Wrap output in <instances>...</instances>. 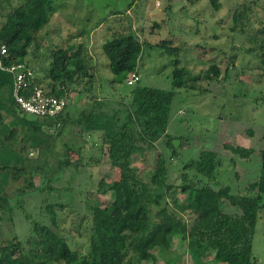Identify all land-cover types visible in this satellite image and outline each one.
<instances>
[{"label": "rangeland", "instance_id": "1", "mask_svg": "<svg viewBox=\"0 0 264 264\" xmlns=\"http://www.w3.org/2000/svg\"><path fill=\"white\" fill-rule=\"evenodd\" d=\"M22 1L0 0V26ZM156 1L160 3L158 6ZM52 2L56 12L38 32L23 60L33 70L42 87L49 91L52 88L53 54L57 50L68 45H81L90 58L89 54L94 56V48L100 46V39L108 40L120 24L127 26L132 22L131 12L138 13L137 25L142 31L137 34L144 42L136 68L140 75L137 84L174 91L167 131L169 135L179 138L176 147L179 156L171 158L170 151L160 141L157 150L134 155L131 167L143 180L149 181L159 165L158 154L162 153L169 169L168 181L178 185L179 167L196 159L201 151H213L221 160V185L229 187L235 194H247L248 184L256 181L259 175L258 154L263 145L264 2L252 4L250 0H216L217 7H213L211 0ZM244 4L246 11L232 30L234 14L241 12ZM128 9L131 11L128 12ZM213 62L219 66L221 75L216 82L208 85L202 74ZM176 68L184 69L188 79L195 75L196 79L188 84L206 87L207 92L174 88ZM226 68L229 71L225 78ZM1 77L0 113L4 115H0V137L12 129L17 137L10 138L7 145H0V154H7L13 149L33 164L30 171L20 173L12 184V173L18 170L12 166L6 171L0 170V206L3 200L8 202L6 208L0 209V245L15 238V241L25 243L36 222L45 227H54L44 210V207L53 205L57 225L55 229L61 232L72 251L84 255L89 247L87 224L91 209L95 204L105 207L111 203L110 194L102 193L99 183L102 181L109 184L119 174L117 169L110 167L107 158L99 154V148L105 150L106 143L102 145L100 142V132H78L84 142L77 152L72 149L67 151V159L77 163V168L59 164L60 169L53 173L55 165L50 152L42 156L38 149H20V146L25 147L23 135L30 134L34 125H31L32 129L21 122L16 125L14 117L7 114L8 109L13 112L10 82L7 74ZM93 79H81V85L77 88L81 92L84 89L81 97L75 96L73 86L69 87L73 90L67 92L70 100L72 96L76 97L70 108L72 112L79 113L80 108L77 107H82L85 99L93 96L92 91L95 89H91V86L94 88L97 84L103 86L101 91L109 90L107 96L104 94L105 99H130L133 85L128 86L126 82L112 84L105 79L97 80L96 77ZM54 84L57 87L59 81ZM16 116L18 120L24 119L38 125L48 120L29 114L22 115L18 110ZM61 127L41 125L42 132L49 137L46 141L54 140L58 154L62 151L57 136ZM235 146L250 149L252 153L247 158H240L229 150V147ZM3 179L10 186L5 191L1 190L2 183H5ZM184 198L185 195L178 193L171 203H182ZM227 211L232 212L231 209ZM187 218L191 223V217ZM45 234L46 231L42 233L43 236ZM172 250L175 255L182 256L183 264H195L187 255L185 242H172ZM42 253L41 246L36 244L30 250V258L26 256L25 260L30 262L31 259L40 258ZM253 255L256 258L253 264H264V209L259 212L255 226ZM212 256L210 252L202 257V261L209 262ZM159 264L164 263L159 260Z\"/></svg>", "mask_w": 264, "mask_h": 264}, {"label": "trees", "instance_id": "2", "mask_svg": "<svg viewBox=\"0 0 264 264\" xmlns=\"http://www.w3.org/2000/svg\"><path fill=\"white\" fill-rule=\"evenodd\" d=\"M215 1L211 0L213 7H217ZM250 1L252 4L264 2ZM53 6L52 0H23L5 17L0 26V44L7 49L5 65L23 62L38 32L50 22L56 12ZM245 11L244 4L241 12H235L232 30ZM131 14L133 20L130 24H120L108 40L98 41L100 46L94 48V56H86L87 52L81 45H68L53 54L52 80L59 81V84L56 87L53 82L50 91L42 88L51 95L69 99L64 111L54 119L45 120L39 125L24 119L18 120L13 100V112L7 110V114L13 115L16 125L21 122L31 129V125H34L30 134L23 135L24 149H38L42 156L50 152L56 167H53V173L58 172L60 165L74 168L78 166L67 159V151L72 149L77 152L82 144L80 138L71 134L74 129L78 132L101 133L100 142L102 145L105 142L106 148H99V154L105 156L110 167L117 169L119 174L109 184L102 181L99 183L102 193L110 194L111 203L105 207L95 204L91 209L87 224L88 252L81 255L72 251L61 232L55 229V212L51 205L44 207V210L54 227H45L46 225L36 222L25 243L15 241V238L0 245V264H158L159 260L164 264H181L182 256L175 255L172 250L175 238L185 242L186 252L195 264L255 263L253 238L259 212L264 209V131L261 135L263 145L258 154V178L248 184L246 195H239L221 185V160L213 151H201L196 159L179 167L178 185L169 183V169L162 153L158 154L159 165L149 181L143 180L131 167L134 155L157 150V143L160 141L170 151L171 158L179 156L177 148L172 144V141L179 138L169 135L167 131L173 90L140 86L137 82L131 88L128 101L121 98L97 100L90 96L87 97L86 107L80 108L79 113L70 109L73 103L67 92L74 90L80 96L84 93V89L81 92L77 88L81 85L82 78L93 79V75L87 71V64H90L93 57L103 59L97 60L102 67V73L96 74L99 80L107 79L112 84L124 83L131 73L138 74L136 68L144 41L137 34L142 31L137 25L139 15ZM89 69L92 70L91 67ZM228 71L226 68L225 78ZM0 74L4 76V73ZM202 75L209 85L219 79L221 71L213 62ZM185 76L184 69L176 68L173 87L207 92L206 87L188 84L196 79L195 75L189 79ZM1 80L2 77L0 82ZM32 84L40 83L34 79ZM70 86H73V90ZM1 118L0 116V122ZM41 125L49 128L62 126L57 135L62 148L60 154L55 151L57 145L54 140L46 141L49 137L42 132ZM13 130L0 137V145H7L10 138L17 137ZM226 147L228 146H224ZM229 150L240 158H247L252 153L250 149L240 146L229 147ZM61 155L62 158H59ZM0 156V170L6 171L10 169L9 166L18 170L12 173L13 182L19 178L20 173L31 170L33 163L27 162L13 149ZM2 184L5 185L6 182ZM178 193L185 195L184 201L172 204L171 201L176 199ZM7 206L8 202L3 200L0 209ZM228 209L232 212L227 211ZM187 216L191 217V223ZM45 231L47 238L42 235ZM36 244L41 246L42 256L27 262L25 257L30 258V250ZM210 252L213 255L211 261H202V257Z\"/></svg>", "mask_w": 264, "mask_h": 264}, {"label": "built area", "instance_id": "3", "mask_svg": "<svg viewBox=\"0 0 264 264\" xmlns=\"http://www.w3.org/2000/svg\"><path fill=\"white\" fill-rule=\"evenodd\" d=\"M156 5L159 2L156 1ZM7 49L0 44V73L7 74L11 80V98L14 105L22 114L33 115L37 118L54 119L66 108L69 99L65 96L56 97L42 88L32 84L35 75L24 62L5 65ZM139 81L137 73H131L126 84L132 86Z\"/></svg>", "mask_w": 264, "mask_h": 264}, {"label": "crops", "instance_id": "4", "mask_svg": "<svg viewBox=\"0 0 264 264\" xmlns=\"http://www.w3.org/2000/svg\"><path fill=\"white\" fill-rule=\"evenodd\" d=\"M131 11V9L128 11V12H130ZM55 14V13H54ZM99 26H102L101 24H99ZM79 34H77V36H78ZM79 39H81V38H79ZM91 47H92V45H91ZM100 61H102L103 59H101V58H98ZM96 57H93L92 58V60L91 61H89L90 62V64H87V71L89 72V73H91L92 75H93V77H96V79L97 80H99L98 79V76H96V74L98 73V72H101L102 73V71H101V68L102 67H100L99 65H98V62H97V60H98ZM99 66V67H98ZM92 68V70H90L89 68ZM136 71L138 72V74H139V71H138V69H136ZM140 76V75H139ZM92 77V78H93ZM35 79L38 81V79H37V77L35 76ZM91 80H94V79H91ZM107 80V79H106ZM9 81H10V79H9ZM38 83H40V81H38ZM10 85H11V82H10ZM39 85H41V84H39ZM93 86H91V89H95L94 90V92L92 91V93H93V96L94 97H97L96 99L97 100H101V99H105V97L108 95L107 93H109L108 91L109 90H107V91H101L102 90V88H103V86H101L100 84H97V85H94V88H92ZM111 87H112V85H111ZM87 92H88V90H87ZM10 94H11V88H10ZM75 94V96L76 97H81L77 92L76 93H74ZM104 94L106 95V96H104ZM75 96H72V103L74 104L75 103V101H76V97ZM88 100V99H87ZM87 100L85 99V102H84V104H83V106L82 107H77V109H79V108H84V107H86V102H87ZM11 102H12V99H11ZM4 107V106H3ZM16 107V106H15ZM17 109V107L15 108V113H16V111L18 110H16ZM19 111V110H18ZM20 112V111H19ZM21 113V112H20ZM22 114V113H21ZM0 115H4L3 113H0ZM23 115V114H22ZM13 116V115H12ZM7 117V116H6ZM18 117V116H17ZM93 133V132H92ZM91 133V134H92ZM72 135H74V136H76L77 138H80V140L82 141V142H84V140L78 135V130L77 129H74L73 131H72V133H71ZM179 239H174L173 240V242H177ZM185 250H186V246H185ZM187 255L190 257V255L187 253ZM191 259V261L193 262V260H192V258H190ZM212 259V258H211ZM211 261V260H210ZM209 261V262H210ZM159 264V263H158ZM181 264H183V262H181Z\"/></svg>", "mask_w": 264, "mask_h": 264}, {"label": "flooded vegetation", "instance_id": "5", "mask_svg": "<svg viewBox=\"0 0 264 264\" xmlns=\"http://www.w3.org/2000/svg\"><path fill=\"white\" fill-rule=\"evenodd\" d=\"M56 126V125H55ZM58 126V125H57ZM20 149H23V150H25L24 148H22V146H20ZM26 172H28V171H26ZM23 173H25L24 171H23ZM11 182V184L13 183V180L12 181H10ZM7 184L6 185H3V186H1V190L2 191H5V190H7L8 189V187H10V186H7Z\"/></svg>", "mask_w": 264, "mask_h": 264}, {"label": "water", "instance_id": "6", "mask_svg": "<svg viewBox=\"0 0 264 264\" xmlns=\"http://www.w3.org/2000/svg\"><path fill=\"white\" fill-rule=\"evenodd\" d=\"M172 144H173L175 147H177V145H178V141H177V140H174V141H172Z\"/></svg>", "mask_w": 264, "mask_h": 264}]
</instances>
